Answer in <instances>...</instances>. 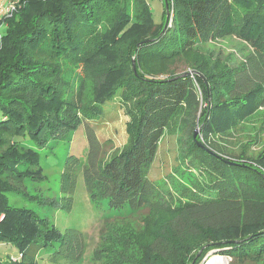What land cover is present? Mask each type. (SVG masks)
Returning <instances> with one entry per match:
<instances>
[{
    "label": "trees",
    "instance_id": "16d2710c",
    "mask_svg": "<svg viewBox=\"0 0 264 264\" xmlns=\"http://www.w3.org/2000/svg\"><path fill=\"white\" fill-rule=\"evenodd\" d=\"M167 2L170 27L154 23L145 0H20L5 19L0 244L14 246L18 257L0 264H38L37 251L55 242L51 261L81 258L79 232L60 234L35 211L11 206L7 195L55 207L56 199L22 191L24 182L45 179L39 150L101 117L115 100L128 118L126 145L102 155L89 133L84 163L69 156L61 175L67 195L81 171L91 202L122 217L104 218L93 264H201L210 252L229 264H264V150L257 158L244 150L231 155L217 144L230 125L264 107V0ZM228 36L250 48L244 61L209 45ZM72 65L85 75L68 93ZM166 132L200 173L180 188L185 201L147 178Z\"/></svg>",
    "mask_w": 264,
    "mask_h": 264
},
{
    "label": "rangeland",
    "instance_id": "374dc122",
    "mask_svg": "<svg viewBox=\"0 0 264 264\" xmlns=\"http://www.w3.org/2000/svg\"><path fill=\"white\" fill-rule=\"evenodd\" d=\"M145 1L150 8L154 23L161 25L165 20V25L170 27L171 19L169 16L167 19V13L166 19H164L163 15L165 5L163 7L162 2L164 4V0L162 2L161 0ZM209 43V45L218 46L222 50L232 53V55L234 54L233 60L236 62L244 61L250 54V48L245 41L235 36L219 38L209 41ZM83 69L84 67L72 65L66 71L67 78L70 79V86L67 88L68 93L76 89L80 78L85 75ZM179 72L181 71L178 70L176 73ZM87 95H90V92ZM102 112L101 117L84 121L73 133L50 140L38 152L40 157L39 165L42 168L45 179L38 182H24L22 191L32 196L40 195L47 200L56 199L58 203L55 207H50L49 205L40 206L28 198H23L21 194L11 193L7 195L11 206L35 211L39 216L46 218L60 234H63L68 229H73L82 235L84 250L80 259L73 262L64 260L51 261V256L59 244L55 242L52 247L37 251L36 258L38 264H93L91 258L100 241V232L105 223L104 218L110 217L107 222L122 220V217L113 215V212L108 210L105 202L100 207L91 202L85 189L81 171L76 173L74 188L67 195L63 194L61 187V175L67 158L72 155L78 158L80 163H84L89 149L87 141L89 133L97 141L102 155L117 153L126 145L128 137L125 132V123L128 118L118 101L115 100V104L110 105V107L104 106ZM1 119L2 113L0 112ZM263 123L264 107L241 123L230 125L228 129L229 135L222 139H217V144L231 155H238L244 150L246 155L257 158L264 150V127H261ZM200 129V127L196 128L199 133ZM175 141L176 139L172 134L168 132L163 134L162 139L158 143L157 153L147 178L158 191L162 193H165V190L171 191L170 193H172L174 201H178V199L185 201V196L181 194L185 190L180 188H184L186 184L190 183V179L193 181L196 178V173H200L198 171L195 173L192 169L195 165L194 162H191L189 159L181 160ZM187 169L188 172H192V177L191 175L188 176V173L181 174ZM181 175L186 177V179L182 180ZM160 188H164L165 190H159ZM147 214L148 211L143 215L146 216ZM2 219L3 217L0 216V220ZM215 254V252L208 253L201 264L230 263L227 257ZM17 257L18 250L14 246L0 244V261L10 259L14 262L17 260Z\"/></svg>",
    "mask_w": 264,
    "mask_h": 264
},
{
    "label": "built area",
    "instance_id": "2783aa9c",
    "mask_svg": "<svg viewBox=\"0 0 264 264\" xmlns=\"http://www.w3.org/2000/svg\"><path fill=\"white\" fill-rule=\"evenodd\" d=\"M20 8V0H10L6 4L0 1V40L2 29L6 26L5 19L10 18Z\"/></svg>",
    "mask_w": 264,
    "mask_h": 264
},
{
    "label": "water",
    "instance_id": "95a60500",
    "mask_svg": "<svg viewBox=\"0 0 264 264\" xmlns=\"http://www.w3.org/2000/svg\"><path fill=\"white\" fill-rule=\"evenodd\" d=\"M164 5H165V10H166L167 19H168L169 15H168V2H167V0H164ZM140 44H143V43H140ZM132 63H133V68H134V62H132ZM197 134H198V130H195L194 133H193V138L194 139L196 138Z\"/></svg>",
    "mask_w": 264,
    "mask_h": 264
},
{
    "label": "crops",
    "instance_id": "0c3cea01",
    "mask_svg": "<svg viewBox=\"0 0 264 264\" xmlns=\"http://www.w3.org/2000/svg\"><path fill=\"white\" fill-rule=\"evenodd\" d=\"M2 2V4H6L7 1L9 2L10 0H0Z\"/></svg>",
    "mask_w": 264,
    "mask_h": 264
}]
</instances>
